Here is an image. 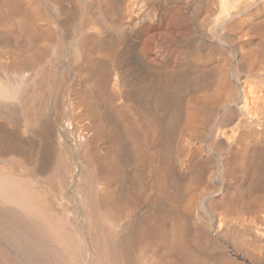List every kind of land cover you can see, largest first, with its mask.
<instances>
[{
  "label": "bare ground",
  "instance_id": "1",
  "mask_svg": "<svg viewBox=\"0 0 264 264\" xmlns=\"http://www.w3.org/2000/svg\"><path fill=\"white\" fill-rule=\"evenodd\" d=\"M0 264H264V0H0Z\"/></svg>",
  "mask_w": 264,
  "mask_h": 264
}]
</instances>
